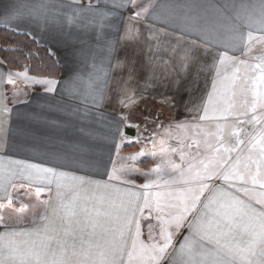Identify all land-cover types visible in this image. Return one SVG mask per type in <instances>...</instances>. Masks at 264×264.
Returning a JSON list of instances; mask_svg holds the SVG:
<instances>
[{"label":"snow or ice","instance_id":"6c2138e0","mask_svg":"<svg viewBox=\"0 0 264 264\" xmlns=\"http://www.w3.org/2000/svg\"><path fill=\"white\" fill-rule=\"evenodd\" d=\"M50 4L51 0L34 5L27 14L22 11L24 6L7 0L0 8L5 20L27 15L21 34L31 43L46 47L49 57H59L61 52L69 58L82 55L71 28L50 26L56 19V7H64ZM67 7L72 12L69 24L81 13L100 12L81 0H72ZM240 7L245 14L228 15L229 5L218 6L224 23L216 27L181 25L176 44L183 41L187 46L179 68L167 73L168 67L175 65L170 60L160 61L168 76L163 102L183 106L189 117L173 124L152 114L151 120L146 117L133 123L136 106L144 99L150 82L143 74L144 48L154 63V49L158 52L161 47V29L157 27L160 16L155 10L149 11L151 4L112 0V8L129 10L132 15L127 17L123 36L105 44L102 79L107 85L111 76V95H107L106 87L90 88L83 110L57 105L63 121L49 118L47 123L61 128L79 125L81 133L94 137V129L86 130L79 124L93 115L89 99L97 110L106 99L109 104L115 99L127 114L105 117L99 112L100 119L110 121L114 129L103 139L117 154L125 141L141 143V150L116 160L109 151L107 160H95L84 154V145L60 139L56 143L67 147L46 151L37 162L9 160L5 165L0 160V264H264V55L254 63L244 58L253 42L264 44V0ZM249 7L253 11H247ZM100 14L104 18L114 15L110 11ZM257 25L260 35L248 30L245 36V28ZM110 27L119 32L118 23ZM186 36L195 38L188 41ZM169 50L174 55L176 48L170 46ZM28 55L34 54L29 50ZM204 57H210L212 63ZM30 71L31 67L25 66L22 72L0 73V84L17 86L20 80L27 88L41 87L45 97L57 92L55 79L44 76L43 70L36 75H29ZM21 95L14 91L9 101L0 90L3 156L15 148L9 135L14 111L9 103H21ZM39 106L53 107L48 102ZM37 118L44 119L39 114ZM125 127L136 128L137 135L127 136ZM174 129L183 135L175 136ZM168 139H176V146L167 145ZM176 155L178 162L172 158ZM148 157L155 161L153 167L145 171L136 166ZM93 170L106 180L91 179ZM141 177L144 182L138 184ZM53 185L58 199L64 189L95 186L97 193H103L96 198L100 206L94 205L91 212L82 208L78 213L77 198L72 197L61 199L53 207L51 196L48 201L40 200L42 193L52 192ZM41 204L44 211L33 214V227H20L28 221L26 210ZM6 210L15 216L6 217Z\"/></svg>","mask_w":264,"mask_h":264},{"label":"crops","instance_id":"0c3cea01","mask_svg":"<svg viewBox=\"0 0 264 264\" xmlns=\"http://www.w3.org/2000/svg\"><path fill=\"white\" fill-rule=\"evenodd\" d=\"M6 2V0H0V4ZM8 3L15 4L17 6H24L22 11L27 14L29 9L38 4L48 3V0H7ZM72 0H51L50 7H56L57 5H64V7H56V19L50 21L52 28L63 27L65 30L71 28L73 33L74 42L77 48H82L83 54L73 58H69L65 53L61 52L56 59L61 67L60 78L56 80L58 82L57 92L55 94H48L45 97L41 87L27 88L23 85V82L18 80L17 86L7 84H0V90L7 94L9 101L12 98L13 92L18 91L22 93L20 96L21 103L11 104L9 107L14 109L12 113L11 122V140L15 144L14 150L9 156H3V149L0 148V160L5 165L9 160H29L31 162H37L42 158L44 152L59 149L61 147H67V145H60L56 143L57 140L65 139L71 140L75 143L84 145L86 151L85 155L91 156L95 160H107L108 153L111 151L112 158L114 160L119 159L126 150H123V146L128 143L125 141L121 145V151L116 153L112 148L109 141L103 139L104 136L110 135L114 129L111 126L110 121L101 120L99 112H103L105 117L120 116L127 114V109L122 108L119 103L113 99L111 104L106 99L103 107L97 110L91 107L90 99L88 101V107L93 113L88 119L80 121L84 129H94L97 133L94 137H89L85 133L79 131V125L75 128H61L58 125L47 123L49 118H59L63 121L64 117L57 113L56 106L61 105L65 108L72 106H79L82 110L85 107V96L90 88H94L97 85L106 87L107 95H111L112 81L109 76L107 85L102 79L104 76L103 68L106 67L102 63L105 56V44L106 41H116L119 37L123 36L124 25L127 23V17L132 15V12L125 9L112 8V0H91L83 5L92 4L96 6L100 12L110 11L114 15L109 18H104L100 12L90 11L81 13L75 17L72 24L68 23L69 16L72 15L71 9L67 7ZM257 0H136L138 5L151 4L152 8L149 11L155 10L160 16V20L157 21V27L161 29L160 32V49L155 51L154 60L150 56L148 48L145 47L143 51L144 69L143 74L149 79V85L147 91L144 94V99L138 103L137 106L141 109H146L153 100L158 106L159 110L156 113H160L164 116L165 120H176L179 117H174L175 114H185L189 116L188 111L183 106H172L171 104H165L163 102V94L168 92L166 87L168 76L165 74V70L162 68L160 61L170 60V64H174L175 68L168 67L167 73H174L179 68V61L182 56L183 48L187 45L181 41L177 46V38L181 36L180 26L184 23H190L193 27H216L224 21L221 18V13L218 11V6L229 5L227 10L228 15H232L235 12H241L245 14V9H242L241 5H254ZM161 5H170L168 8H161ZM247 11H253L251 7ZM5 12L0 8V27H5L16 32H22L27 26V20L29 17L25 15L22 19L17 20H5ZM119 18V20H117ZM43 23V21H41ZM118 23L119 32L110 27L113 23ZM103 25V27H102ZM251 30L254 35H260L258 25L253 26L251 29L245 28L243 31L245 36L247 31ZM194 36H186L185 39L190 41L194 39ZM83 42V43H80ZM121 45L124 43L120 41ZM170 46L175 47V54L169 50ZM201 54L202 50H201ZM236 55H240L238 52ZM264 55V44L253 42L251 45V52L247 57L249 62H256V58ZM209 64L212 63L210 57H204ZM0 73H7L9 71L22 72L18 70L9 69L6 64L0 59ZM203 62V61H202ZM30 75V74H29ZM97 77L101 79L97 80ZM204 79L200 78V85L203 86ZM140 86H144V81H140ZM35 94V96H34ZM139 95V93H137ZM54 96V100L52 97ZM151 99V100H150ZM187 99V97H185ZM156 100V101H155ZM46 102L53 105L49 110L47 106L41 108L39 105L46 104ZM136 106V108H138ZM154 112V109H151ZM37 114L43 116L44 119H38ZM126 127L124 128L125 131ZM51 137V140L45 139ZM69 151H71L69 149ZM67 170V169H63ZM96 170H93V175L90 177L93 180H106V177L95 174ZM99 172H103V168L99 169ZM77 175H83V172H78ZM12 183L19 184L17 180H13ZM139 184V183H138ZM15 189H13L14 191ZM103 193H97L95 186L78 188V189H64L60 193V197H57V191L53 185V190L49 194L48 192L42 193L40 196L41 201H48L51 196V204L53 207L57 206L61 199H71L76 197L77 212L80 213L82 208H87L89 212L93 210L94 205L99 207V202L96 199L98 195ZM35 203V201H33ZM44 205H38L34 209L27 211L28 221L20 227L32 228L31 219L35 212H43ZM51 212V209H49ZM5 216H15V213L11 211H5ZM2 230V229H0ZM186 234V233H185ZM146 237V235H145ZM143 237V238H145Z\"/></svg>","mask_w":264,"mask_h":264},{"label":"trees","instance_id":"16d2710c","mask_svg":"<svg viewBox=\"0 0 264 264\" xmlns=\"http://www.w3.org/2000/svg\"><path fill=\"white\" fill-rule=\"evenodd\" d=\"M91 0H81L82 3ZM27 45V47L25 46ZM2 49H13L3 51ZM29 50L34 54L29 57ZM0 59L9 69L22 71L25 66L31 67L30 75H36L43 70L44 76L58 80L61 74V67L55 56L49 57L46 47L38 46L31 43L29 37L22 35L20 32L0 27ZM154 112L159 110L155 102L148 103ZM133 145H124L123 150L132 149Z\"/></svg>","mask_w":264,"mask_h":264},{"label":"rangeland","instance_id":"374dc122","mask_svg":"<svg viewBox=\"0 0 264 264\" xmlns=\"http://www.w3.org/2000/svg\"><path fill=\"white\" fill-rule=\"evenodd\" d=\"M151 101H153V100H151ZM146 106H147V108L144 109V110L141 109V107L137 106L138 108H136V111H135L136 119L133 121V123H140L146 117L149 120H151V119H153V115L152 114H155V116L158 117L159 121H166V122H170V123H173V124H175L177 122L185 121L189 117V116H186L185 114H175L174 117H179V118H177L176 120L172 119V121H170V120L167 121V120H165V118H164V116L162 114L153 112V111H151L149 109L148 105H146ZM143 127H144V125L141 124V128H143ZM132 129L135 130V134H134V136H131V137H135L137 135V129L134 128V127ZM160 131H161V133L163 132L162 129ZM174 135L177 136V137H179L180 135H183V133H181L178 130H175L174 129ZM127 136H130V135H127ZM160 139H161V137L158 136L157 137V145H158L157 150H159V142H160ZM176 144H177L176 139H168L167 140V145L176 146ZM127 145H133L134 147L132 149L126 150L125 153L122 156H128L130 154L137 153L138 151L141 150V143H139V142L132 143V144H129L128 143ZM148 147L151 148L152 145L149 144ZM172 158L174 160H176L177 162L179 161V156L178 155L173 156ZM145 160H146V162L140 163V164H138L136 166L139 167V168H141L142 170H145L146 171V170H148L149 168H151V167H153L155 165V161L151 157L145 158ZM136 182L137 183H143L144 182L143 177L139 178Z\"/></svg>","mask_w":264,"mask_h":264},{"label":"water","instance_id":"95a60500","mask_svg":"<svg viewBox=\"0 0 264 264\" xmlns=\"http://www.w3.org/2000/svg\"><path fill=\"white\" fill-rule=\"evenodd\" d=\"M125 133H126L127 135L134 136V134H135V130L132 129V128H126V129H125Z\"/></svg>","mask_w":264,"mask_h":264}]
</instances>
